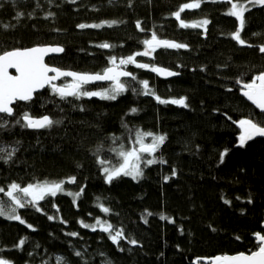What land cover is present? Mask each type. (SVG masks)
I'll return each mask as SVG.
<instances>
[{
	"label": "trees",
	"instance_id": "1",
	"mask_svg": "<svg viewBox=\"0 0 264 264\" xmlns=\"http://www.w3.org/2000/svg\"><path fill=\"white\" fill-rule=\"evenodd\" d=\"M190 2L0 0V51L58 44L64 51L46 63L61 69L102 72L111 66V56L119 61L143 52L142 42L153 32L160 39L188 45L161 47L150 56L136 57L141 63L178 72L176 77L161 79L150 69L121 66L136 80L123 78L126 90L115 100L69 97L62 101L46 87L31 101L16 102L12 117H3L9 124L0 129V146L17 150L8 163L0 160V187L7 191L13 182L23 187L76 177L75 183H65L64 192L40 201V211L31 205L18 208L24 224L0 216L4 258L13 264H57V257H64L67 264H194L200 258L198 264H207L202 259L257 250L254 234H264V138L254 137L240 146V129L233 121L264 122V112L240 94L236 82L238 78L250 82L264 70V53L259 51L264 45V6H249L241 32L247 43L240 45L229 35L238 26L236 18L226 14L230 3L204 0L200 8L186 9L181 18L187 23L204 19L210 23L181 27L171 13ZM17 12L23 16L17 18ZM102 21L117 23L77 27ZM137 21L144 31L136 27ZM4 25L11 27L5 30ZM105 42L113 47H98ZM140 80L149 82L155 96L185 97L188 106L159 103L154 95H144ZM132 108L137 111L131 112ZM25 111L63 123L29 130L16 124ZM136 129L166 137L152 154L165 163L144 167L135 180L121 175L106 182L102 168L119 165L121 145L137 147ZM225 148L228 152L221 162ZM142 155L151 159L147 153ZM101 160L108 163L101 165ZM81 188L74 204L67 193ZM99 204L110 211H101ZM0 205L6 211L15 207L3 192ZM96 218L122 229L126 238L114 244L99 226L93 230L81 224H95ZM71 232L78 235H68ZM21 239L24 245L15 247ZM129 239L138 243L132 245ZM76 252L83 256L77 257Z\"/></svg>",
	"mask_w": 264,
	"mask_h": 264
},
{
	"label": "snow or ice",
	"instance_id": "2",
	"mask_svg": "<svg viewBox=\"0 0 264 264\" xmlns=\"http://www.w3.org/2000/svg\"><path fill=\"white\" fill-rule=\"evenodd\" d=\"M204 0H191L190 3H184L179 6V9L173 13L181 27H192L199 28L201 26H206L210 23L209 20L204 19L199 22L187 23L181 18V13L186 9L200 8L201 3ZM225 2L230 3L231 7L226 13L232 17H235L238 21V26L235 31L231 32L229 35L232 39L237 41L240 45H245L247 42L241 37V32L245 27L246 19L245 13L250 10L249 6H264V0H225ZM53 13H48V16H52ZM23 16L22 12H17L16 17L20 18ZM117 23L116 21H102L99 24H79L78 28H100L104 24L112 25ZM11 27V25H4L5 30ZM136 27L141 31L140 21L136 22ZM254 35H256L254 33ZM145 45V50L143 52L133 53L127 57L119 58V64L116 63L117 57H109L110 67H105L102 72L88 73V72H75L61 69L59 67L51 66L45 62V57L50 53H62L64 48L60 45H37L27 48H13L11 50L0 51V129H4L8 126L9 122L3 117L6 115L12 117L14 115V103L17 101L29 102L33 99L34 93L38 90L45 88V86L50 87L51 92L58 96L62 101H67L69 97H73L77 100L84 97H99L101 99L115 100L117 96L126 90L125 82H122L120 77H131L136 80L133 73L124 71L120 66L127 64H135L138 68L150 69L151 71L166 76H175L178 73L172 72L167 68L158 67L154 64L138 63L136 57L138 56H150L156 49L164 48H187V44L177 43L171 40H164L158 38L155 32L152 33L150 39H145L142 42ZM100 48H110L113 45L105 42L98 45ZM259 51L264 53V45L259 46ZM15 69L16 74L12 75L9 69ZM54 73V75H50ZM61 77H71L70 81L62 84H57L55 81ZM94 81H110L111 85L109 88H103L98 91H90L85 86L91 84ZM237 84H242V94L251 101L258 109L264 112V70L260 71L258 74L253 75L250 82H243L241 79H237ZM139 84L142 86L144 95H154L155 93L149 88V82L147 80H140ZM136 91V89H133ZM155 99L159 103H171L182 105L187 107L186 98L180 97L178 99L173 98L170 100H163L160 96H155ZM131 112H136V108H132ZM230 119V117H229ZM236 123L240 129V134L238 137L239 145L244 146L247 141L252 140L254 137H264V122L254 121L250 118H242L238 121H233ZM63 120L53 119L50 115L34 116L28 111L22 113L16 119V124L21 127L28 129H50L54 125H60ZM127 127V125H125ZM145 137H151V143L145 142ZM166 137L164 135H156L152 132H144L140 129L135 131V141L134 143L139 145V147H131L124 149L123 145L120 146L118 151V156L122 159L116 167H103L102 171L104 173V178L106 182H111L114 179L123 176H131L132 179H137L143 175V168L154 163H165L163 159L157 161L156 159H146L142 154L147 153L151 156L156 153L160 146L165 142ZM18 143V142H17ZM17 149L11 151L6 150L5 147L0 146V160L8 163L14 152ZM113 151H116L113 149ZM228 149L225 148L224 151L220 153V160L223 162ZM101 165L108 163L107 161H99ZM172 175H176L175 169ZM165 180L169 177L165 176ZM76 177L72 176L65 180L60 181H42L37 183H30L27 186H21L18 183L13 182L8 185L7 191L0 187V192H3L15 205V207H10V211H6L5 207L0 205V216L7 215L8 219L17 220L21 224L25 221L17 214L18 208H25L26 206H33L37 211L41 209L38 206L40 201H43L47 196L55 197L57 193L64 192L65 183H75ZM83 188L79 192L67 193L73 196V203H76V198L81 195ZM18 193H23V197H20ZM30 198V199H27ZM99 199V198H98ZM227 203V201H226ZM101 211L107 213L110 211L109 208L105 207L103 204L98 205ZM150 215V213H149ZM50 220L53 219L52 216L48 217ZM164 219V217H161ZM81 224L85 228H92L96 230L97 226L104 231L109 233V239L114 244H119L121 239H125V235L122 229H114V226L109 224L107 221H101L96 218V223L89 225ZM29 228L32 225H28ZM114 231L115 234H111ZM68 235L77 236L78 233L71 232ZM257 243V250L251 251L250 254H245L244 252L237 253L235 255H222L214 256L207 259V264H264V234L257 232L254 234ZM239 239V237H237ZM25 240L21 239L15 245L19 248L24 245ZM128 243L136 245L138 241L136 239H129ZM3 250L0 249V252ZM77 257H82L83 253L76 252ZM200 258L194 261V264H198ZM0 264H13L12 261L4 258L0 255ZM57 264H67L64 257H57ZM106 264H111V261H106Z\"/></svg>",
	"mask_w": 264,
	"mask_h": 264
},
{
	"label": "water",
	"instance_id": "3",
	"mask_svg": "<svg viewBox=\"0 0 264 264\" xmlns=\"http://www.w3.org/2000/svg\"><path fill=\"white\" fill-rule=\"evenodd\" d=\"M151 38V37H150ZM149 38V39H150ZM46 45H52V44H46ZM54 45H58V44H54ZM61 46V45H60ZM62 53H50V54H48L46 57H45V62H46V59L47 58H49V57H53V56H59V55H61ZM52 66V65H51ZM112 66V65H111ZM110 67V66H109ZM158 67H160V66H158ZM122 68V67H121ZM164 68V67H163ZM123 69V68H122ZM64 70H66V69H64ZM124 71H127V70H125V69H123ZM170 70V69H169ZM68 71H72V70H68ZM170 71H172V72H175V71H173V70H170ZM9 72L12 74V75H15L16 74V72H15V69H12V68H10L9 69ZM76 72V71H75ZM129 72V71H128ZM156 77H158V78H161V79H170V78H173V77H176V76H178L179 75V73H178V75H175V76H166V75H160V74H157V73H155V72H153V71H151ZM175 73H177V72H175ZM50 75H54V73H50ZM61 78H68V79H71V77H61ZM60 78V79H61ZM120 78H130V77H120ZM60 79H58L57 81H55V83H57ZM107 83H110V81H94V82H92L91 84H89V85H96V84H107ZM238 86L240 87V89H242V84H238ZM46 87H48V86H45V88ZM44 89V88H43ZM43 89H40V90H38L36 93H39V92H41ZM36 93H34V95L36 94ZM240 94L251 104V105H253L255 108H257L251 101H249L243 94H242V91L240 90ZM34 95H33V97H34ZM17 102H24V101H17ZM16 104V102L14 103V105ZM14 105H13V107H14ZM258 109V108H257ZM260 110V109H259ZM29 130H35V129H29ZM264 138V137H263ZM139 147V146H138ZM263 225H264V222H263ZM246 254V253H245ZM227 255H230V254H227ZM233 255H235V254H233ZM202 262H205V263H207V259H202Z\"/></svg>",
	"mask_w": 264,
	"mask_h": 264
},
{
	"label": "rangeland",
	"instance_id": "4",
	"mask_svg": "<svg viewBox=\"0 0 264 264\" xmlns=\"http://www.w3.org/2000/svg\"><path fill=\"white\" fill-rule=\"evenodd\" d=\"M137 62L141 63V62L138 61V60H137ZM116 63L119 64V61H116ZM127 65H129V64H127ZM121 66H126V65H121ZM121 66H120V67H121ZM177 73H178V72H177ZM61 79L64 80L65 78H61ZM120 79L122 80L123 78H120ZM65 82H67V80L61 81V83H65ZM107 84H109V86H108V87H103V88H109L110 85H111V82H110V83H107ZM96 85H105V84H96ZM96 85H86V86H87V87H95ZM103 88H101V89H103ZM101 89H96V90H92V89H91L90 91H98V90H101ZM146 143H151V141H150V142H146ZM136 146L138 147L139 145L136 144ZM150 158L152 159V158H153V155H151ZM121 162H122V159H121ZM121 162H120V163H121ZM21 194L24 195L23 193H21Z\"/></svg>",
	"mask_w": 264,
	"mask_h": 264
},
{
	"label": "flooded vegetation",
	"instance_id": "5",
	"mask_svg": "<svg viewBox=\"0 0 264 264\" xmlns=\"http://www.w3.org/2000/svg\"><path fill=\"white\" fill-rule=\"evenodd\" d=\"M129 66H131L132 69H133V68H138V67H136L135 64H129ZM61 80H63V79H60L58 82H60ZM65 80L70 81L71 79L65 78ZM58 82H57V83H58Z\"/></svg>",
	"mask_w": 264,
	"mask_h": 264
}]
</instances>
